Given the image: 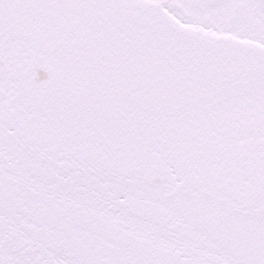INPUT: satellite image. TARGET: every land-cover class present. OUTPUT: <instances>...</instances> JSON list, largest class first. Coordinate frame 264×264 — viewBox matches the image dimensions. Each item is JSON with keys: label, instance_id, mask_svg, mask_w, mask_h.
Instances as JSON below:
<instances>
[{"label": "snow or ice", "instance_id": "1", "mask_svg": "<svg viewBox=\"0 0 264 264\" xmlns=\"http://www.w3.org/2000/svg\"><path fill=\"white\" fill-rule=\"evenodd\" d=\"M0 264H264V0H0Z\"/></svg>", "mask_w": 264, "mask_h": 264}]
</instances>
